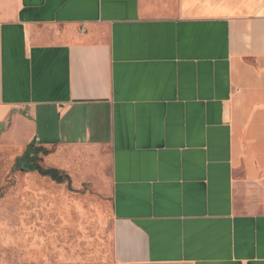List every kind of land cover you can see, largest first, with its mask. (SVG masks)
Returning <instances> with one entry per match:
<instances>
[{
    "label": "crops",
    "instance_id": "obj_1",
    "mask_svg": "<svg viewBox=\"0 0 264 264\" xmlns=\"http://www.w3.org/2000/svg\"><path fill=\"white\" fill-rule=\"evenodd\" d=\"M32 141L112 264H264V0H0V153Z\"/></svg>",
    "mask_w": 264,
    "mask_h": 264
},
{
    "label": "rangeland",
    "instance_id": "obj_2",
    "mask_svg": "<svg viewBox=\"0 0 264 264\" xmlns=\"http://www.w3.org/2000/svg\"><path fill=\"white\" fill-rule=\"evenodd\" d=\"M11 163L0 153V264H112L108 197L44 162L67 182Z\"/></svg>",
    "mask_w": 264,
    "mask_h": 264
},
{
    "label": "trees",
    "instance_id": "obj_3",
    "mask_svg": "<svg viewBox=\"0 0 264 264\" xmlns=\"http://www.w3.org/2000/svg\"><path fill=\"white\" fill-rule=\"evenodd\" d=\"M47 151L37 146L35 141H32L25 149L22 156L14 162V165L11 169L12 173H29V172H38L41 176L49 177L51 180L56 181L57 183H65L67 179H62L64 175L59 171H55L49 168H46L43 165L42 158L40 155H46ZM65 176V175H64Z\"/></svg>",
    "mask_w": 264,
    "mask_h": 264
}]
</instances>
